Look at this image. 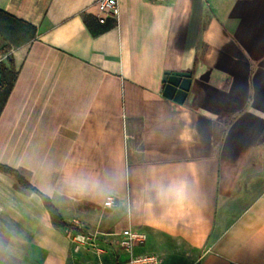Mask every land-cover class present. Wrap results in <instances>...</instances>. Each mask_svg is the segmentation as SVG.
Returning <instances> with one entry per match:
<instances>
[{"label":"crops","instance_id":"1","mask_svg":"<svg viewBox=\"0 0 264 264\" xmlns=\"http://www.w3.org/2000/svg\"><path fill=\"white\" fill-rule=\"evenodd\" d=\"M96 1L0 0L36 29L0 52L17 72L0 165L97 245L129 227L164 264H264V0H118L92 35ZM166 72L191 75L182 104L162 96ZM73 246L0 171V264H70Z\"/></svg>","mask_w":264,"mask_h":264},{"label":"trees","instance_id":"2","mask_svg":"<svg viewBox=\"0 0 264 264\" xmlns=\"http://www.w3.org/2000/svg\"><path fill=\"white\" fill-rule=\"evenodd\" d=\"M84 22L92 35L100 34L115 24L113 20H108L105 24L99 25L98 29H94L92 27V20L86 17L84 18ZM35 36L36 29L33 26L0 11V39L4 43L0 49L2 54H6L11 49H16L30 43L34 40ZM16 78L17 72L14 67L13 59L10 56H7L6 63L0 64V113L15 84ZM0 171L13 176L16 183L20 187L39 195L54 227L66 230L70 229V226L62 221L58 211L52 205L50 199L32 187V185L28 183L16 170L0 165Z\"/></svg>","mask_w":264,"mask_h":264},{"label":"built area","instance_id":"3","mask_svg":"<svg viewBox=\"0 0 264 264\" xmlns=\"http://www.w3.org/2000/svg\"><path fill=\"white\" fill-rule=\"evenodd\" d=\"M150 3H163L167 0H146ZM96 20L99 24H105L107 20L116 21L119 15L118 0H97L95 3ZM3 59L0 58V64ZM105 207H113L114 199L110 196L106 197ZM70 229L67 230L68 238L75 244V251L80 247H90L95 253L103 254L104 251L97 245L98 237L95 233H90L85 229L83 224L78 220H72L69 223ZM116 239L108 242L112 247L115 255L117 252L123 253L125 259L119 262L116 257V264H164L162 260L153 254H134V249L141 246L146 241L144 233L134 231L129 227L121 229L119 232L112 234ZM106 243V242H105Z\"/></svg>","mask_w":264,"mask_h":264},{"label":"rangeland","instance_id":"4","mask_svg":"<svg viewBox=\"0 0 264 264\" xmlns=\"http://www.w3.org/2000/svg\"><path fill=\"white\" fill-rule=\"evenodd\" d=\"M98 247L104 251L103 254H97L90 247H80L79 250H73L72 247L73 259L70 264H116L115 259L118 258L119 262H123L125 255L123 253L113 252L112 247L98 244ZM143 251L138 248L134 249V254H142Z\"/></svg>","mask_w":264,"mask_h":264},{"label":"water","instance_id":"5","mask_svg":"<svg viewBox=\"0 0 264 264\" xmlns=\"http://www.w3.org/2000/svg\"><path fill=\"white\" fill-rule=\"evenodd\" d=\"M191 75L185 72H166L163 78L162 96L177 104H182L187 96Z\"/></svg>","mask_w":264,"mask_h":264},{"label":"clouds","instance_id":"6","mask_svg":"<svg viewBox=\"0 0 264 264\" xmlns=\"http://www.w3.org/2000/svg\"><path fill=\"white\" fill-rule=\"evenodd\" d=\"M177 196H182L183 194V186L181 185L176 189Z\"/></svg>","mask_w":264,"mask_h":264}]
</instances>
